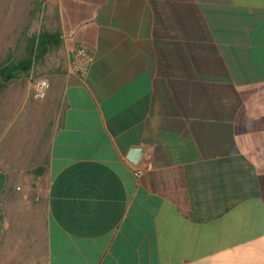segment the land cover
I'll return each mask as SVG.
<instances>
[{
  "label": "crops",
  "instance_id": "crops-1",
  "mask_svg": "<svg viewBox=\"0 0 264 264\" xmlns=\"http://www.w3.org/2000/svg\"><path fill=\"white\" fill-rule=\"evenodd\" d=\"M0 28L62 59L46 142L0 132V264H264V0H0Z\"/></svg>",
  "mask_w": 264,
  "mask_h": 264
},
{
  "label": "rangeland",
  "instance_id": "rangeland-1",
  "mask_svg": "<svg viewBox=\"0 0 264 264\" xmlns=\"http://www.w3.org/2000/svg\"><path fill=\"white\" fill-rule=\"evenodd\" d=\"M14 37L15 34L13 33L6 35L0 33V39L8 38L7 43H0V53L7 51H1V46L4 48L7 45H11ZM60 60L62 59L59 52L51 54L44 64L34 70L31 77L12 83L6 92L0 94V132L7 128L38 131L39 134L44 133V136L40 135L42 136L43 144L46 142V137L52 129V123L49 120L58 111L62 93L60 78L54 72L55 66ZM38 78L47 79L50 85L47 97L43 100H36L32 96V83L34 79ZM39 139L41 143V138ZM43 160L42 167L46 170L45 158ZM36 165L34 162L35 167ZM35 171L33 170V172Z\"/></svg>",
  "mask_w": 264,
  "mask_h": 264
},
{
  "label": "trees",
  "instance_id": "trees-1",
  "mask_svg": "<svg viewBox=\"0 0 264 264\" xmlns=\"http://www.w3.org/2000/svg\"><path fill=\"white\" fill-rule=\"evenodd\" d=\"M60 45L59 33L41 31L24 37L17 49H10L0 57V94L6 92L12 83L31 77L51 54L59 52ZM45 171L40 168L34 173L40 176Z\"/></svg>",
  "mask_w": 264,
  "mask_h": 264
},
{
  "label": "built area",
  "instance_id": "built-area-1",
  "mask_svg": "<svg viewBox=\"0 0 264 264\" xmlns=\"http://www.w3.org/2000/svg\"><path fill=\"white\" fill-rule=\"evenodd\" d=\"M37 4L42 8L45 4V0H36ZM92 62V57L85 49H77L73 59L72 67L75 73L83 76L87 73L88 68ZM49 82L45 78L34 79L32 83V96L36 100H43L47 97ZM137 167V166H136ZM134 168L135 176L141 177L144 174L142 168Z\"/></svg>",
  "mask_w": 264,
  "mask_h": 264
},
{
  "label": "water",
  "instance_id": "water-1",
  "mask_svg": "<svg viewBox=\"0 0 264 264\" xmlns=\"http://www.w3.org/2000/svg\"><path fill=\"white\" fill-rule=\"evenodd\" d=\"M143 155H144L143 149L136 147L130 152L128 159L132 163L138 164L140 162L141 158L143 157Z\"/></svg>",
  "mask_w": 264,
  "mask_h": 264
}]
</instances>
